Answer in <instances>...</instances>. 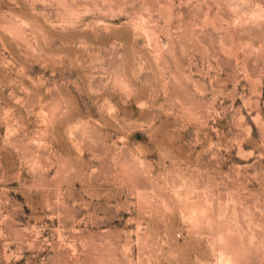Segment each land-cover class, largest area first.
Returning <instances> with one entry per match:
<instances>
[{"label": "clouds", "instance_id": "obj_1", "mask_svg": "<svg viewBox=\"0 0 264 264\" xmlns=\"http://www.w3.org/2000/svg\"><path fill=\"white\" fill-rule=\"evenodd\" d=\"M0 264H264V0H0Z\"/></svg>", "mask_w": 264, "mask_h": 264}]
</instances>
